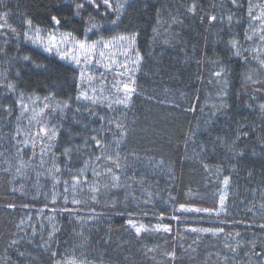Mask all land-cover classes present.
I'll return each instance as SVG.
<instances>
[{"label": "snow or ice", "instance_id": "6c2138e0", "mask_svg": "<svg viewBox=\"0 0 264 264\" xmlns=\"http://www.w3.org/2000/svg\"><path fill=\"white\" fill-rule=\"evenodd\" d=\"M138 4L141 7L137 8ZM101 7L105 9L104 12H100ZM50 8L53 13L48 17L52 25L51 31L34 25L27 12H23V22L26 25L24 38L41 47L43 53L52 56L49 63H40L31 56H23V60L29 62L37 70V74L43 77V81H38L36 87L46 94H26L17 83L9 79L10 70L9 74L0 73V94L3 96L0 98V123L7 127L6 122L10 121L13 114L12 106L4 102L8 94L14 93L17 96L14 103L19 109L12 132L0 135V172L12 176L14 180L34 176L37 184L41 176L51 179V191L39 192L38 195H43L48 201L44 208L52 215L46 217L47 225H40L43 229L40 240H34L37 230L32 226V238L27 241L29 245L35 243L42 253H47L48 264H132V257L123 253L116 257L109 256L106 252L91 254L89 250L93 247V230L100 232L99 225L108 221L103 219L105 214L98 213L94 207H90L85 214L80 206L85 203L94 205L105 200L111 208L131 204L133 201L137 202V207L141 204L147 206L153 195L150 191L151 182L164 174L174 178V161L166 160L163 154L152 149L144 150L142 155L140 151L127 147L129 137L136 135L138 122L134 114V98L143 96L151 102L181 107L174 100L147 95L138 82L139 76L146 57L156 58L154 50L161 36V43L186 53L188 45L174 26L182 27L185 16L196 18L198 10L202 11V8L197 0H190L184 8L185 15H181L177 8L176 12L168 13V20L163 19L161 10L152 0H58ZM212 9L216 14L208 15L209 24L216 22L223 26L220 30L223 36L219 33L217 36L224 50V58L217 56L207 61L215 66L208 84L220 86L216 91L217 102L211 105L206 114L204 107L200 108L203 115L197 125L184 133V148L187 152L191 146L192 156L210 173L213 169L206 161L223 157L218 160L214 174L219 180L227 172L220 181L225 189L231 187L233 174L238 175L243 171L250 184L258 175L259 185L248 189L251 199L242 200L240 206L246 213L264 218V103H260L250 113L252 116L258 115L259 120L253 119L249 123L248 117L233 114L232 106L227 102L228 76L235 71L228 64L233 58H240L245 65L256 66L254 71L247 72L244 79L253 86L255 92L264 90V79L257 75L264 73V0H220L218 5H212ZM129 10L141 14L156 10V23L151 29V44L147 52L141 51L138 44L140 31L134 30L131 22L110 38L98 35L101 31L112 32L119 29ZM19 14L20 0H16L14 4L10 0H0V37L4 38L6 44L9 33H16V28L9 23L10 17ZM97 16L100 17L99 20ZM71 25H80V28L73 26L64 31L59 30ZM241 25H247L243 28L242 36L233 31L234 26ZM78 31L83 33V38L76 34ZM91 36L97 38L91 39ZM0 52L6 54L3 48H0ZM187 60H195L198 65L202 63L194 54L191 57L186 55ZM15 76L19 79V69ZM197 79L202 80V77L198 76ZM66 89L73 90L74 95L60 98ZM164 91L170 92L167 88ZM180 95L184 96L185 93L181 92ZM182 110L195 112L196 106ZM143 131L155 146L157 133L151 128ZM62 133L66 136L64 141L61 140ZM188 158L191 157H184ZM13 191L17 189L13 188ZM137 191L140 196H137ZM121 192L123 200L118 195ZM85 194L87 201L81 198ZM226 199L227 192L224 191L219 193L218 205L213 208L181 204L175 211L219 216L228 212ZM58 202L64 207H56ZM49 204L53 207L49 208ZM43 211L41 209L37 215H43ZM63 212L69 213L72 222L77 225L72 229V235L78 242L71 243L70 249L60 251L55 247L56 233L61 230L55 218ZM126 215L128 219L125 230L134 233L138 240L144 233L171 234L173 231L169 224L146 225L141 222L142 216L147 215L146 212L138 216L128 211ZM171 218L177 221L180 219L176 215ZM31 219L32 216L29 215L28 220ZM160 219H163V213ZM22 225L23 221L17 227L23 230ZM246 226L264 229V223ZM185 231L215 237L224 235L226 239L223 249L227 251L215 253L217 260L223 264H240L242 257L247 258L246 264H252L253 258L255 264H264V245L257 250L258 245L241 237L238 231L225 233L223 227H191ZM238 237L241 239H237ZM23 239L13 238L8 245L17 250L16 264H39V256L20 249ZM99 243L106 247L111 243V237H100ZM199 243V239H194L188 249H185L186 252L190 250L191 259H195ZM180 247L183 248L182 243ZM155 251L156 248L148 247L144 256ZM211 255L213 254L209 253ZM165 256L175 261L176 245H172L171 251L166 252ZM7 264H12L10 256Z\"/></svg>", "mask_w": 264, "mask_h": 264}, {"label": "trees", "instance_id": "16d2710c", "mask_svg": "<svg viewBox=\"0 0 264 264\" xmlns=\"http://www.w3.org/2000/svg\"><path fill=\"white\" fill-rule=\"evenodd\" d=\"M9 2V0H5ZM16 0H10L14 4ZM58 0H20L21 14L10 17L9 23L16 28V33H9L7 44L4 38L0 37V48L5 49L0 52V73L9 74V79L17 83L26 94L35 93L36 95H45L46 92L41 91L36 87L38 81L42 82L43 77L37 74V70L32 67L29 62L23 60V56L28 55L40 63H49L52 56L43 53L42 48L32 44L31 41L24 38V30L26 25L23 22V12H27L32 19L34 25H38L42 30L51 31L52 25L48 17L53 13L50 5L57 3ZM71 2V0H68ZM190 0H152L153 4L161 10L163 19L168 20L169 12H176L179 8L181 15L184 14V8ZM200 3L202 11L198 10L196 18H184L183 26H174L180 36L187 43L188 47L185 51L179 48L167 47L161 43L163 36L157 41L154 55L155 59L146 57L145 66L142 74L139 76V84L147 95L156 96L161 99L174 100L179 104L180 108L171 107L168 104H159L145 99L143 96L134 98L136 108L134 114L138 118L135 128L136 135L129 137L127 147L136 149L143 155L144 150L152 149L153 151L163 154L166 160L174 161V178H169L166 174L161 175L152 181V200L147 205L141 204L137 207V202L131 204H121L116 208L108 207L106 200L98 204L85 203L81 205L83 213H88L90 207H94L98 213L103 212V219L107 223L99 225L100 232L93 230L91 240L93 247L89 251L92 255L106 252L107 255L116 257L119 253L132 257V264H223L218 261L215 253L227 251L223 249V243L226 237L224 235L215 237L210 234H196L186 232L185 229L191 227H223L225 233L240 232L241 237L247 238L255 242L259 246L264 245V229L257 226L247 227V224L259 225L264 223V218L261 216H252L251 213H246L244 208L240 206L242 200L251 199V194L248 189L258 186L260 177L257 175L250 184L245 173L241 171L238 175L233 174L230 184L231 187L225 189L222 183L223 173L220 179L217 180L215 166L218 160L208 159L206 162L212 167L213 172H206L201 162L192 156V148L189 146L187 152L184 148V133L190 128H194L201 116V107H204V114L208 112L211 105L216 103V91L219 85H210L208 80L211 77V72L214 65L208 63L209 59H215L220 56L224 58V50L219 42L217 34L223 27L221 24L213 22L209 24L208 15L216 14L212 9L213 4H219L220 0H197ZM171 5V7H163ZM27 6V7H25ZM141 7L139 4L137 8ZM67 12V9H64ZM91 11V9H89ZM105 9L101 7L100 12ZM203 17V19H201ZM99 20L100 17L97 16ZM131 22L134 30L140 31L138 44L142 52L149 50L152 37V27L156 23V10H150L146 14L129 10L128 15L124 17V24L120 25L119 29L112 32L101 31L98 35H104L110 38L117 31L122 30ZM170 22V21H169ZM80 28V25L65 26L59 29L66 30L68 27ZM247 25L234 26L233 31L243 35V28ZM163 32V29H161ZM83 38L82 32L76 33ZM171 35V33H169ZM97 36H91V39H96ZM194 46V53H193ZM162 53V55H159ZM195 55L197 60H201V64H197L195 60H187L186 55L191 57ZM48 57L46 60L45 57ZM230 69L235 71L228 76L229 96L227 102L232 106V113L238 116L248 117L250 123L253 119L259 120V116H252L250 113L260 103H264V90L255 92L253 86L244 79L249 70L254 71L255 65H245L240 58H233L228 64ZM20 70L19 79L16 78V70ZM258 78L264 79V73L257 74ZM202 77L197 79V77ZM2 79V77H0ZM170 90L165 93L164 89ZM185 93L181 96L180 93ZM66 95H74V91L66 89L65 93H61L60 98H66ZM197 96L199 99L197 100ZM254 97V98H253ZM0 98H3L0 94ZM17 96L14 93L7 95L4 102L10 104L13 108V114L10 121H7V127L0 123V135L7 132L10 133L14 129L16 116L19 114V109L14 103ZM196 106L195 112H187L182 109ZM75 107V105H73ZM2 114V113H0ZM221 123L223 116L220 117ZM26 123V122H25ZM71 123L70 121L68 122ZM145 128H151L157 133L155 146L147 139V134L143 131ZM258 130V129H257ZM66 139L65 134H61V140ZM191 157L184 159V157ZM68 179V177H64ZM21 185L23 186L21 188ZM51 179L41 176L37 184L33 178L15 179L12 176L0 172V264H7V258L10 256L12 264H16L18 259L17 250L9 248V242L13 238L23 237L20 249L26 252H31L33 255L39 256V264H48L47 253H42L35 246V243L29 245L28 239L32 238V226H35L37 234L34 237L35 241L40 240L41 224L47 225V216L52 215L44 205L48 203L43 195H38L39 192L51 191ZM16 188L17 191H13ZM227 192L226 205L227 213H221L219 216L215 214L196 212L175 211L181 204L189 207L213 208L218 205L219 193ZM123 200V193H118ZM137 196L140 192L137 191ZM170 197L174 199H170ZM87 201V194L81 197ZM9 205L15 207L10 208ZM28 205V207H25ZM53 205L49 204V208ZM58 208H63L64 205L58 202ZM43 209V215L37 213ZM131 211L136 215H141L146 212V216H142L141 222L146 225H155L157 223L169 224L172 227V233L166 234L163 232H150L142 234L141 239H137L134 233L126 231V213ZM163 213V219H160ZM31 215V221L28 216ZM173 215L179 216L177 221L172 219ZM23 221L22 229L17 225ZM55 222H58L60 231L56 233L55 247L60 251L70 249L71 243L78 242L72 235V229L77 225L72 222L69 213L63 212L56 216ZM14 234H16L14 236ZM100 237H111V243L108 246H102L99 243ZM175 237L176 239H173ZM180 237H183L181 240ZM194 239H199V247L195 259H191L188 245L192 244ZM237 239H241L238 237ZM183 244V248L180 244ZM118 245L122 247H117ZM176 245L177 257L175 261L169 260L165 253L171 251V246ZM148 247L156 248L154 253H150L147 257L144 256V251ZM193 247H197L193 245ZM7 249V252H6ZM209 253L213 255L209 256ZM247 258L242 257L240 264H246ZM252 264H255L253 258Z\"/></svg>", "mask_w": 264, "mask_h": 264}]
</instances>
